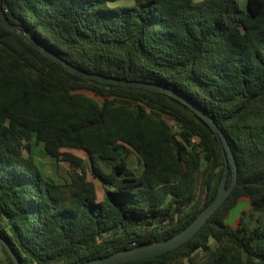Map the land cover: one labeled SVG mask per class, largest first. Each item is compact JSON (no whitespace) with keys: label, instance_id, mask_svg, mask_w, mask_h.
<instances>
[{"label":"trees","instance_id":"1","mask_svg":"<svg viewBox=\"0 0 264 264\" xmlns=\"http://www.w3.org/2000/svg\"><path fill=\"white\" fill-rule=\"evenodd\" d=\"M115 1L1 4L9 22L76 67L188 98L223 131L237 165L235 187L190 240L121 264H264V0ZM36 145L66 165L68 180L43 175ZM223 168L219 138L186 105L76 76L0 19V236L20 264H81L173 236L213 200ZM231 178L229 164L226 186ZM239 200L249 208L231 226Z\"/></svg>","mask_w":264,"mask_h":264},{"label":"water","instance_id":"2","mask_svg":"<svg viewBox=\"0 0 264 264\" xmlns=\"http://www.w3.org/2000/svg\"><path fill=\"white\" fill-rule=\"evenodd\" d=\"M0 19L7 29L14 31L20 36H23L31 46L37 48L44 56H46L50 60L60 62L67 71L76 76L96 80L105 84H113L118 86H127L132 88H141L145 90L161 92L177 99L178 101L186 105L189 109H191L196 115H198L219 138V145L224 159V168L217 187L216 195L213 200L206 207H204L200 211V213L182 231L161 241H156L144 246H136L130 249L119 250L104 257H97L84 261L81 264H121L165 253L190 240L202 228L209 217L219 208V206L228 197L237 183V165L235 158L223 131L217 126L213 118L188 98L166 86L151 82L125 80L112 76H105L102 74L87 72L76 67L75 65L59 57L58 55L47 49L44 45L33 39L24 28H21L20 26L9 22L6 18L5 11L2 8L1 0ZM229 164L231 166L232 178L229 186H226L229 173ZM0 244L3 246L12 263L20 264L19 259L13 251L11 245L1 236Z\"/></svg>","mask_w":264,"mask_h":264},{"label":"rangeland","instance_id":"3","mask_svg":"<svg viewBox=\"0 0 264 264\" xmlns=\"http://www.w3.org/2000/svg\"><path fill=\"white\" fill-rule=\"evenodd\" d=\"M240 7H244L245 5L242 4V0H237ZM199 2V1H198ZM89 96L94 97L93 93L89 92V91H85ZM164 120L170 125V127L172 128V130L175 132L179 131V126L172 121L170 118H168L167 116H164ZM34 159L36 161V164L38 165L39 169L41 170V172L43 173L44 176L51 178L52 180L56 181V182H63L65 180L69 179V170L66 167V165L62 162H55L53 159L47 157L45 155V153L43 152V149L41 146L36 145L33 146L31 149ZM72 152H74L75 154H77L78 156L82 157L84 159V161L87 164V167L89 166V157L87 156V154L85 152H82L80 150H71ZM25 154L26 151L24 150ZM192 159L194 161V164L196 166V168L200 169L202 167V158L200 156V154L198 152H192L191 153ZM128 160H129V164L130 166L134 169L135 173H139L141 171V167L138 164V161L136 159V156L134 153H130L128 155ZM105 167L108 168V164H105ZM88 179L93 181L96 185L97 188V192H98V198H101L102 195V186L99 180L93 178L90 174V172H88ZM201 197V196H200ZM203 198V196H202ZM240 207L241 205H239L238 207H235L233 209H231V215L232 217L230 218L229 221H233V216L234 214L238 213L240 211ZM210 245L212 247H214L215 242L213 240H211ZM203 257V251L198 250L197 252H195L193 254V258L195 259H201ZM0 264H7L6 260H5V256L0 248Z\"/></svg>","mask_w":264,"mask_h":264},{"label":"crops","instance_id":"4","mask_svg":"<svg viewBox=\"0 0 264 264\" xmlns=\"http://www.w3.org/2000/svg\"><path fill=\"white\" fill-rule=\"evenodd\" d=\"M133 1L134 0H116L114 3H111L110 5L112 6H121V5H132L133 4ZM195 2H198V1H202V0H194ZM242 4L245 5V0H242ZM33 147V146H32ZM33 154V153H32ZM239 205H241L240 207V211L236 214H234L233 216V221H229L230 218L232 217L231 215V210L228 214V217L226 218V222L231 225V226H236L237 224V221H238V218H239V215H240V212L243 211V210H247L249 208V203L246 201V200H239L233 208L235 207H238ZM232 208V209H233Z\"/></svg>","mask_w":264,"mask_h":264}]
</instances>
